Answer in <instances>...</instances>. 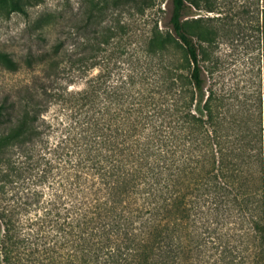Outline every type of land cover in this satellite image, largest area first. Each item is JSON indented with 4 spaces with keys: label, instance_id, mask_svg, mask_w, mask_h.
Here are the masks:
<instances>
[{
    "label": "trees",
    "instance_id": "trees-1",
    "mask_svg": "<svg viewBox=\"0 0 264 264\" xmlns=\"http://www.w3.org/2000/svg\"><path fill=\"white\" fill-rule=\"evenodd\" d=\"M141 5L116 0L115 25L89 13L71 48L41 55L17 107L0 102V195L27 189L0 203V264H264V44L253 110L229 112L202 65L214 30L171 0L170 31L134 46L123 14ZM35 143L46 165L30 183L48 191L11 159Z\"/></svg>",
    "mask_w": 264,
    "mask_h": 264
},
{
    "label": "rangeland",
    "instance_id": "rangeland-1",
    "mask_svg": "<svg viewBox=\"0 0 264 264\" xmlns=\"http://www.w3.org/2000/svg\"><path fill=\"white\" fill-rule=\"evenodd\" d=\"M141 2L140 9L128 7L123 14L125 20L130 23L131 33L133 32L131 42L134 46L142 43L154 26L163 31H170L171 27V0ZM185 3L184 21L192 22L198 18L201 25L215 32L210 43L201 42L212 51L211 60H202V65L208 69L205 71L207 87H224L229 92V112L232 108H242L236 105L240 100L245 101V106L253 110L261 94L263 77L262 1L185 0ZM89 13L96 20L97 26L115 25L116 0H0V51H5L13 60L11 64L0 60V102L17 100V107L21 88L32 84L34 75L39 73L41 55L50 59L54 55L52 45L59 39L61 48H71V33L84 32L83 29L77 30V27L86 21ZM64 74L62 76L65 79ZM78 81L81 82V78ZM260 96L264 129V93ZM52 110L53 106L48 105L45 112L48 117L51 116ZM5 126L1 118L0 132ZM39 148L40 144L35 143L27 153L16 148H12L10 152L11 159L29 167L33 164L25 173L31 176L29 183L37 182V177L46 165L34 163V160L44 154V149ZM46 156L48 157L49 153ZM4 166L5 163L0 162V170ZM30 186L48 191V182L30 183ZM4 188L7 191L0 195L1 204L19 203L20 195L27 190L21 181L8 182Z\"/></svg>",
    "mask_w": 264,
    "mask_h": 264
},
{
    "label": "crops",
    "instance_id": "crops-1",
    "mask_svg": "<svg viewBox=\"0 0 264 264\" xmlns=\"http://www.w3.org/2000/svg\"><path fill=\"white\" fill-rule=\"evenodd\" d=\"M262 25H263V32H264V0H262Z\"/></svg>",
    "mask_w": 264,
    "mask_h": 264
},
{
    "label": "flooded vegetation",
    "instance_id": "flooded-vegetation-1",
    "mask_svg": "<svg viewBox=\"0 0 264 264\" xmlns=\"http://www.w3.org/2000/svg\"><path fill=\"white\" fill-rule=\"evenodd\" d=\"M262 1V0H261ZM262 6V5H261Z\"/></svg>",
    "mask_w": 264,
    "mask_h": 264
}]
</instances>
